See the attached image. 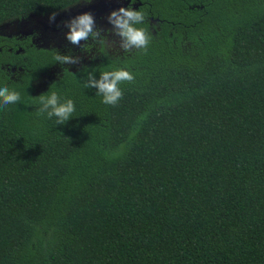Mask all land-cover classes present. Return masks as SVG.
<instances>
[{"label": "trees", "instance_id": "16d2710c", "mask_svg": "<svg viewBox=\"0 0 264 264\" xmlns=\"http://www.w3.org/2000/svg\"><path fill=\"white\" fill-rule=\"evenodd\" d=\"M88 1L0 0V23ZM134 8L147 48L84 65L130 68L116 105L84 66L39 91L51 50L0 51L25 67H0L21 93L0 108V264H264V0ZM53 83L76 103L61 126L31 105Z\"/></svg>", "mask_w": 264, "mask_h": 264}, {"label": "clouds", "instance_id": "9594fccd", "mask_svg": "<svg viewBox=\"0 0 264 264\" xmlns=\"http://www.w3.org/2000/svg\"><path fill=\"white\" fill-rule=\"evenodd\" d=\"M91 2V0H89ZM137 0H129L128 5L112 10L107 21L111 25L108 29L97 26L96 18L91 12L78 14L66 22L68 31L66 39L72 45H78L90 54L92 59L96 58L93 49L103 53L110 45L122 52H130L132 49H146L150 43L151 36L143 26L146 16L139 8L133 7ZM55 14L50 17L54 21ZM81 41H84L81 44ZM55 60L61 65L79 64L81 58L72 54H62L59 51ZM99 73L97 78L96 73ZM65 74V71H64ZM134 79V73L125 64L123 66L113 65L110 70L91 69L84 66L79 80L82 87L95 89V95L101 97V102L106 105H116L123 97L121 82ZM53 83L47 93L34 97L31 105L35 106L37 116L55 119L56 126L65 125L74 118L76 103L73 98L62 95ZM21 101V93L9 84V77H0V108L17 105Z\"/></svg>", "mask_w": 264, "mask_h": 264}, {"label": "flooded vegetation", "instance_id": "af4514ba", "mask_svg": "<svg viewBox=\"0 0 264 264\" xmlns=\"http://www.w3.org/2000/svg\"><path fill=\"white\" fill-rule=\"evenodd\" d=\"M80 8L81 7L79 6H73L61 12L53 13L55 14L54 21L50 20V17L53 14L38 15L31 13V15H29L28 17L11 19L0 23V38H2L0 42L5 39L10 40L0 44V51H2L3 46H8L9 50H13V48L9 47V45L13 43L17 45V50H15V52L17 53L25 54L26 50L28 49H45L51 50L54 53V56L59 51L62 54H72L81 58L79 64L61 65L57 61L53 62L50 65L48 71L43 74L42 78L46 77V82L44 83V87L42 90L47 89L51 81L62 77L64 75V71L66 72L68 70L76 72L80 70L84 65L98 60L105 52L114 54V51H117L118 49L110 45L103 53H101L99 50L96 51V49H93V53H96V58L92 59L91 55L84 52L80 46L72 45L66 39L65 34L68 31L66 27V22L69 21L71 18L75 17V13ZM111 11H108L104 14L94 15L98 27L103 29H108L111 27L108 22L105 23L103 20L105 17L107 18L108 14ZM17 21H20V26L17 25ZM152 23H156V21H153ZM57 37L62 38V41L59 44H56L55 42ZM83 43L84 41H81V44ZM74 50L76 51L75 53H73ZM120 53L123 52L120 51ZM27 59L28 57L24 56V60ZM0 67L2 69L8 70L7 73L13 79H17L21 76V73L25 71L24 65L1 63ZM41 82L38 83V87H41Z\"/></svg>", "mask_w": 264, "mask_h": 264}, {"label": "water", "instance_id": "95a60500", "mask_svg": "<svg viewBox=\"0 0 264 264\" xmlns=\"http://www.w3.org/2000/svg\"><path fill=\"white\" fill-rule=\"evenodd\" d=\"M129 0H96L86 6L81 7L75 15L82 14L84 12H91L93 15L104 14L108 11L118 9L121 6H127ZM141 4V2H139ZM137 3L134 5L136 7Z\"/></svg>", "mask_w": 264, "mask_h": 264}, {"label": "rangeland", "instance_id": "374dc122", "mask_svg": "<svg viewBox=\"0 0 264 264\" xmlns=\"http://www.w3.org/2000/svg\"><path fill=\"white\" fill-rule=\"evenodd\" d=\"M96 0H91V2H81V3H78V4H76V5H74V6H79V7H82V6H86V5H88V4H90V3H92V2H95ZM117 1H120V0H117ZM73 7V6H72ZM104 22L106 23V22H108L107 21V18L105 17L104 19ZM20 21H17V25H19L20 26ZM61 41H62V38H60V37H57L56 38V40H55V42H56V44H59V43H61ZM55 42H53V43H55ZM47 44H48V42H47ZM51 44V43H50ZM61 47V46H60ZM76 51L74 50L73 51V53H75ZM114 54H117V55H119L120 54V51L119 50H117V51H114ZM46 82V77L45 78H42V82L40 83V86L42 87H39V91H42V89H43V87H44V83ZM43 84V85H42Z\"/></svg>", "mask_w": 264, "mask_h": 264}]
</instances>
